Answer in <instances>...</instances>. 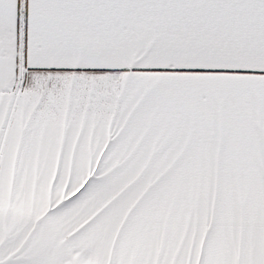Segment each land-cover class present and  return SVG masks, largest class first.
<instances>
[{
  "label": "snow or ice",
  "instance_id": "6c2138e0",
  "mask_svg": "<svg viewBox=\"0 0 264 264\" xmlns=\"http://www.w3.org/2000/svg\"><path fill=\"white\" fill-rule=\"evenodd\" d=\"M0 264H264V0H0Z\"/></svg>",
  "mask_w": 264,
  "mask_h": 264
}]
</instances>
